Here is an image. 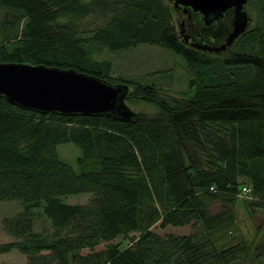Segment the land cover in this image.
Segmentation results:
<instances>
[{
    "label": "trees",
    "instance_id": "1",
    "mask_svg": "<svg viewBox=\"0 0 264 264\" xmlns=\"http://www.w3.org/2000/svg\"><path fill=\"white\" fill-rule=\"evenodd\" d=\"M248 3L256 10L246 29L216 52L179 39L169 0H0V61L73 67L128 83L125 101L156 105L123 121L40 113L0 97V201L21 205L4 218L12 239L0 253L16 249L24 264H233L241 247L223 241L240 186L260 197L253 205L264 201V0ZM198 14L185 19L190 34L208 41L211 30L209 42H221L233 9L209 25ZM140 43L183 58L189 77L179 95L113 77L111 61L94 57ZM64 142L80 150L76 167L57 151ZM80 193H90L86 202L62 199ZM38 214L48 227H33ZM154 224L193 229L158 234ZM255 249L264 258V242Z\"/></svg>",
    "mask_w": 264,
    "mask_h": 264
},
{
    "label": "rangeland",
    "instance_id": "2",
    "mask_svg": "<svg viewBox=\"0 0 264 264\" xmlns=\"http://www.w3.org/2000/svg\"><path fill=\"white\" fill-rule=\"evenodd\" d=\"M244 8L247 12H249V15H252L254 13L253 11L256 10V7L250 5L249 3L246 4ZM4 12L5 8L0 6V19ZM193 14L194 13H190L191 20H193ZM174 15L176 31H179V21H181V19L185 20L189 16L186 13L182 14L180 12ZM198 17L203 19L201 14H198ZM185 31L189 30L185 29ZM210 31L211 30L208 31V39L209 37L210 39H214L211 41L214 43L216 32ZM219 43L220 42H218V44ZM94 57L98 59L107 58L111 61V75L113 77L122 75L139 81L154 82L156 85L161 87V94L166 97L179 95V91L185 89L187 86L189 74L183 58L173 50L164 46L140 43L130 48L121 50L101 48L99 52L94 54ZM125 102L134 110L151 112L156 109V105L153 103H146L138 100ZM56 148L62 160L71 166L76 167L75 158L80 153V150L76 145L71 142H64L57 144ZM89 195L90 193H80L63 196L62 199L68 203H84L87 201ZM237 197L238 199L233 206L234 218L228 227L230 229H228L226 234H224L225 240L223 243L226 245L234 243L238 244V246L235 247V250L241 247L240 250L236 251L232 255L231 260L233 264H264V258L262 256H258L257 258L253 256V253L256 251V245L264 242V201L263 205L256 206L253 205L250 200H260V197L257 199V196H254L251 193L245 197ZM243 198L249 200L247 204L243 202ZM20 210L21 205L16 200L0 201V243L12 239L4 227V218L12 216ZM47 225L48 221L40 214L36 215L33 219V227L35 229H39L40 227ZM192 229L193 228L190 225L166 226L164 228H160L157 224L152 226V230L158 234H187ZM220 233L221 231L219 234ZM120 239L123 240L124 243L129 240V238ZM116 240L117 239H114V241ZM103 247L104 242H101L95 245L93 249H101ZM87 250L89 249L84 248L82 251L85 252ZM25 261V255L16 249L0 253V264H24Z\"/></svg>",
    "mask_w": 264,
    "mask_h": 264
},
{
    "label": "water",
    "instance_id": "3",
    "mask_svg": "<svg viewBox=\"0 0 264 264\" xmlns=\"http://www.w3.org/2000/svg\"><path fill=\"white\" fill-rule=\"evenodd\" d=\"M248 0H171L174 6L189 7L202 15L206 24L232 8L234 16L224 42L198 44L209 51H219L231 44L247 27L250 15L244 5ZM182 36L187 39L188 33ZM129 85L113 82L73 67H60L24 61H0V97L20 108L61 115H110L128 121L137 111L126 102Z\"/></svg>",
    "mask_w": 264,
    "mask_h": 264
},
{
    "label": "flooded vegetation",
    "instance_id": "4",
    "mask_svg": "<svg viewBox=\"0 0 264 264\" xmlns=\"http://www.w3.org/2000/svg\"><path fill=\"white\" fill-rule=\"evenodd\" d=\"M170 2H171V0H169ZM190 8L189 7H185V8H183V7H181V6H175V13H178V12H180V13H186L189 17L191 16L190 15V13L192 12V13H194V12H197V11H190L189 10ZM199 13V12H198ZM249 15V14H248ZM179 25H178V27H179V31H177V36L179 37V39H182V41L184 42V43H191V42H193L194 41V39H196V38H200L199 37V35L197 34V35H195V36H193V35H191L190 33L191 32H189V31H185V29H186V24H185V20H183V19H181V21H179V23H178ZM183 33H188L189 34V36L187 37V39H185L183 36H182V34ZM214 39H210V37H209V39H208V41H213Z\"/></svg>",
    "mask_w": 264,
    "mask_h": 264
},
{
    "label": "bare ground",
    "instance_id": "5",
    "mask_svg": "<svg viewBox=\"0 0 264 264\" xmlns=\"http://www.w3.org/2000/svg\"><path fill=\"white\" fill-rule=\"evenodd\" d=\"M226 35H227V32H226L225 36L221 39V43L225 41ZM181 40H182V39H181ZM194 43H198V44H201V45H203V44H206V45L209 44V45H210V44H211V42H209V41H207V40H202V39H200V38H196V39H194L193 42H191V43H185V44H187V45H189V46H191V47H193V48H196V49H208V47H204V48L197 47V46H195ZM229 45H230V44H229ZM229 45H227L226 48H227ZM226 48H225V49H226ZM225 49H223V50H225ZM237 195H238L239 197H241V196H245V195H247V192H244L243 188L240 186V189H239V192H238Z\"/></svg>",
    "mask_w": 264,
    "mask_h": 264
},
{
    "label": "built area",
    "instance_id": "6",
    "mask_svg": "<svg viewBox=\"0 0 264 264\" xmlns=\"http://www.w3.org/2000/svg\"><path fill=\"white\" fill-rule=\"evenodd\" d=\"M241 187L243 188L244 192L250 191V187H248V186L242 185Z\"/></svg>",
    "mask_w": 264,
    "mask_h": 264
}]
</instances>
